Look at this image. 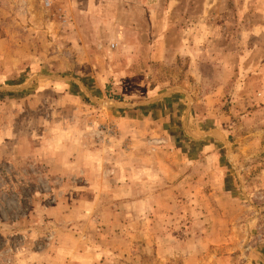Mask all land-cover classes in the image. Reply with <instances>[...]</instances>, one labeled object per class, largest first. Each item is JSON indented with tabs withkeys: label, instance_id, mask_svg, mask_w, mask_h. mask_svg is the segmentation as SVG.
<instances>
[{
	"label": "rangeland",
	"instance_id": "1",
	"mask_svg": "<svg viewBox=\"0 0 264 264\" xmlns=\"http://www.w3.org/2000/svg\"><path fill=\"white\" fill-rule=\"evenodd\" d=\"M0 167V264H264V0H0Z\"/></svg>",
	"mask_w": 264,
	"mask_h": 264
},
{
	"label": "trees",
	"instance_id": "2",
	"mask_svg": "<svg viewBox=\"0 0 264 264\" xmlns=\"http://www.w3.org/2000/svg\"><path fill=\"white\" fill-rule=\"evenodd\" d=\"M5 168L0 167V193H4L5 196H10L13 193H16L14 180L15 177H11L15 175V172H8L4 170ZM0 194V195H1ZM22 195V193H19V197ZM1 202V197H0Z\"/></svg>",
	"mask_w": 264,
	"mask_h": 264
}]
</instances>
